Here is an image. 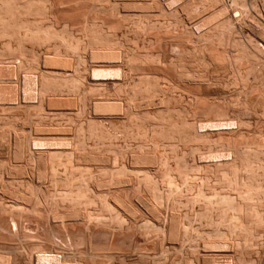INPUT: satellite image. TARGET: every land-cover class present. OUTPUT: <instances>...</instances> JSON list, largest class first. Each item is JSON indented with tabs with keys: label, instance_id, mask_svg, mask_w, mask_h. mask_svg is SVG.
Here are the masks:
<instances>
[{
	"label": "bare ground",
	"instance_id": "obj_1",
	"mask_svg": "<svg viewBox=\"0 0 264 264\" xmlns=\"http://www.w3.org/2000/svg\"><path fill=\"white\" fill-rule=\"evenodd\" d=\"M59 1L60 0H52L50 6L49 4L47 5L49 10L51 9L54 11L56 8L60 7L59 12L61 13L64 11L63 9L60 11L61 7H65H63L64 5L62 6ZM130 1L131 2H125V0H74V3H72L74 4L73 7L71 6L68 8L69 4H67L66 8H68L67 10L74 9L79 16L80 14L84 15L80 16L79 19L81 17H83V19L88 18L89 23L92 18L90 16L92 14L89 15V12L91 13L92 11H102V14H104L105 17L107 15L106 13H108V15L111 14L110 17H112V14L116 15L114 19H116L117 16V19L120 18L119 16L122 18L126 17L129 20L132 18L131 29H127L129 26L124 27L126 31L128 32V30H130L129 32L132 34L135 32V36H137V33H141L142 36L144 35V32L150 33L147 31H152V35L150 34L149 38L145 40L149 41L150 44L149 42L145 43L149 44V46H154V48L157 47V54L153 53L152 50L154 48H150V50L152 49V52L147 51V44L144 45L146 48H144L142 44L139 46V42H142L144 38L143 36L142 40L139 38L140 41L138 42L139 45H136L137 47L132 45L133 47L125 46V48L122 49V45L120 46L118 43V45L115 44L114 35L112 39V36H105L101 32H98V27L96 28L97 30L94 29L96 24H94V26L92 24L95 20L91 21L93 22L92 24L90 23L91 27L93 26V29L90 28V30L85 28L89 31L85 30L84 32H87L89 35H85L86 38L84 37V41L86 42L84 45L86 46H82L83 43H81V38H75L76 41H70V39L74 40L70 35H68L70 36L68 37L64 33H61V35L52 31L50 33V31H47L48 28L46 26V28H44L46 30H43V28H41L43 27L41 25H44L42 24V20L40 21V28H36L37 26L35 27L32 25L35 29L32 27L30 28L31 24L26 22L27 20L25 21L24 18L22 19L25 23H21V14L22 16L23 14L27 16L26 13L22 12L23 10H27L30 13L32 10L33 13H35L34 11L36 10H40L39 12L36 11V14L40 13L39 15H41V10L46 11V8L48 7H46L41 0H0V106L16 107L19 103H22L23 105L20 104L22 105L21 107L20 105L17 107L22 108L25 106L24 108L28 110H38L39 114L41 113L42 116L51 115L54 117H60L73 114L80 116V112V114L75 113L78 110L76 109V106L77 108H80L78 105H80L82 101L85 103L89 94L90 96L98 94L99 96H106L108 98L102 97L105 99L99 98L101 100H98V96L97 98L95 97L98 101L95 99H93L94 101L90 100L91 102L88 101L87 104L90 102L88 104L89 107L86 106L89 108L90 112L88 110L87 112L90 113L91 116H96L94 118H113L114 120L112 121L120 122L119 126H116L118 123L114 126L108 122L111 120H104V122L109 123L108 125L110 126V129H107L104 126L105 123L101 120L105 127V129H103L104 127L102 128L99 119L97 120H99L100 123L97 122V120L95 123L90 119L93 116L90 118L88 117L89 119L86 118L85 120L87 122L86 125L77 130L74 129L73 132L75 133L72 132L74 135L71 136L70 134L69 136H71V138L69 137V139H63L61 136L57 139L52 136H50V139H47V136L45 137L46 139H38L35 137L28 139L22 134L23 128H18V130L15 129L13 131L11 130L13 132V134L11 133V136L13 135L15 138L14 140H10V144L7 143L6 145L9 150V155L6 157V161H9L12 156L14 160H23L25 163L26 161H29L35 167L34 169H36V172L34 170L32 172H10L11 170H16V168L22 170L23 168H21L22 164L20 162L10 164L7 167L2 168L5 172H0V246L7 248L6 250L2 249L3 252L0 251V264H125L127 261H132V264H156V260L153 259L152 261H149L148 258L141 257L139 254L137 255V252L132 249V247L139 245V239L141 237L152 238V240H155L156 236L159 237L162 245V247H159L161 250H171L175 253L186 252L187 254L191 253V255H194L201 253L200 251L202 250L204 252L206 250L213 252L212 250L216 251L225 247H229L230 249V246L231 248L233 246L230 244L236 246L235 248L240 255H244L245 253L250 254L253 250H257V248L255 249L254 247L256 244L254 241L259 237H262L261 235H264V228L259 231L256 229V226H264V141L263 143L261 141V144L248 143L249 139L247 140V138L252 139V137H248V135H250L249 130H252L253 127L249 130L248 128L259 123L258 121L260 117H257L259 118L257 122H254V120H251V122L248 120L250 122L249 124L248 121L245 122L244 120L247 118H243V120L242 117L244 115H241V113L244 114V108L250 109V107L248 108V106H245L244 104L245 107L243 106L244 110L241 109L242 112L238 108L241 112L238 111V115L240 114L241 116L237 115V117L233 112L238 110V104H236V102L239 98L245 96L247 101V98L252 97L251 93H249L250 95L248 94L249 97L246 96L249 87H247V84L250 82L253 83V81H256L254 82L255 84L257 83V78L256 80L253 78V81L249 80L252 79V76L250 77V75H254L253 73H255V64L256 66L257 64H261L257 62L260 61L259 59L261 58L259 57L262 56H257V53L254 51L255 49L258 51V48L261 51L262 48L258 46V40L257 42H254V38L251 39L249 36L254 32L258 23L261 27L263 26V23L261 24V22L258 21L260 19V14L258 20L254 15L258 12L256 7L253 12L254 6H256L258 2L256 3V0H254L256 3L254 5L253 0ZM261 1L259 0V3ZM69 2L71 1H68L67 3ZM263 3H261L260 6H264ZM258 6L259 5H257V7ZM56 10L58 12V9ZM98 12L95 14L98 15ZM192 13H194V15H190ZM195 13L201 16L198 17L200 20L197 22L195 19V23L193 24L192 22ZM251 13H254V17L251 16ZM42 14L44 15V11ZM85 14L90 16V19L85 16ZM102 14L100 17L103 16ZM179 14H181V16H178ZM146 15H161L166 18L168 16L169 18L171 17L173 22L171 23L170 21V23H168V21L165 20L166 18H164L162 20H165L166 23H164L165 21L162 23L161 20V22L157 19L155 20V16H152L153 18L149 17V19H152L149 20L148 18H145ZM189 15L191 17H188ZM249 15L251 17H249ZM257 15L258 14H256V16ZM32 16L34 15L31 13V17ZM187 17L189 19L191 18L190 21L192 20V22L188 21ZM157 18L160 19L161 17L157 16ZM169 18L167 19L169 20ZM247 18H252V20L255 18L257 24L254 23L255 21H252L251 23V20H247L249 22L246 24V21L244 22V20ZM145 19H148V21H144ZM97 20L96 22H98ZM129 20H126L128 22L127 25H130ZM261 21L264 22L263 19ZM35 22L32 24L36 25ZM106 22L103 21L104 24ZM187 22L191 24H188ZM26 23L30 26H27ZM89 23H87V25ZM99 23L101 24L102 22L99 20ZM22 24L25 25L22 26ZM38 24L39 21L37 25ZM96 26H98V24ZM14 27L23 28L24 32H21L24 34L21 35V33L18 32L19 28L16 29ZM87 27L90 26L88 25ZM259 27L260 26H257V28ZM262 28L259 30L261 33L257 32L259 36H257L258 34L256 33L257 37L264 34V29ZM176 30L178 31L175 33ZM254 33L253 35H255ZM234 34H238L241 38L242 35L248 34V36L242 38L244 39V43L246 40L247 43L244 44L242 42L243 40L238 37V40H235ZM138 37H140V34H138ZM261 37H263V35ZM261 37L260 39L264 42V38L262 39ZM52 39L55 40L56 43L51 46L49 42L50 46L48 45L49 48H46V50H49L44 51V53L42 52L43 56L40 58L41 64H38V66L40 65V69L38 68L39 71L35 70L37 72L34 74L27 73L26 65L28 64L26 63L24 65V62L22 61V58H24L23 53H25L22 42L24 41V44L26 43L25 40H28L29 42L31 41V43L32 41L46 42V40L48 42ZM128 40L129 38H127V41ZM226 40L227 42L225 43ZM231 41L236 48H238V54L234 51L236 49H233L237 56L235 57L234 55L235 58H233L231 54V58L239 63L236 64L234 62L237 67H235L236 65L234 66V64L232 65L237 68L236 73H233V75L237 74V79L240 82V87L237 83L239 88L234 86L232 83L233 79L236 80V76H231L232 89L233 86L235 87L232 91L236 90V94L239 93L238 95L240 96H236V100L237 97H239L237 101L233 99V101L231 100V102H229L232 105L235 101L236 106L234 107L236 109L230 106L231 109L235 110L233 112L230 111L229 113L230 117L234 114V118L235 116L238 118H236L235 122L233 119L232 121L230 117L226 116L228 110L223 115L224 118L227 117L230 120H225L222 116H219L221 119H213V121H210L207 118L208 120H204L206 122H199L197 129L196 125L198 121L194 122L196 124L194 125L195 127L188 124L190 122L192 123V120L187 123L190 119H186L185 115H182V118L184 116V121L186 120V122H183V120L180 121L181 117L179 118L178 116L180 115V111H184L185 114H187V110L190 109L186 108V110L184 107H180V104H178L181 103L179 101L180 98L177 103L180 109L177 110L178 113L174 112V108L178 106L176 105L174 107L173 105L177 102L176 99L178 98L173 96L177 95H170L169 93V96L176 98V102L173 100V105L171 102V106H173L171 108H173L174 111L170 106L169 108L167 106L169 105L167 102L171 101V97L169 98V96H167V99H170L169 101L164 98L166 94L164 96L162 95L163 98H155L158 95L162 97L161 91L162 93L163 91L166 92L163 89L161 91L159 90L160 92L158 91L159 85L157 80L159 79V81H161L159 84L163 85L162 79L164 77L167 78V82L165 78L163 79L166 84L172 82L171 86L177 85L176 82V84L173 82L177 78H180L181 80V77H186L193 82L197 81L199 84L198 87L202 86V84L213 82L215 77H211L210 79L209 75L203 76L202 74L200 75V73H195L198 71H195L197 69V64L192 63L194 60L192 61L193 57L190 54L192 50V53L194 54V51L197 49V53H200V51H206V55H211L212 57L214 47L216 48L217 45L223 43L221 45V50H219L224 53L226 50H222L223 46L224 49L227 48L224 44L228 45L229 43L230 45ZM151 42L154 44L152 45ZM33 44L35 45V42H33ZM115 45L120 46L121 48H114ZM125 45H127V43ZM255 45H257L258 48L257 46L254 47ZM217 48H220V46ZM137 49H139V51ZM143 49H146V51ZM250 49H252L253 52ZM207 52L209 53L207 54ZM263 52L264 50L258 54L262 55L264 54ZM223 53L221 54L222 57L227 55ZM252 53L253 55L255 53L257 56L255 59L259 58V61H255L256 63L253 61L255 59L252 58L254 57ZM16 54H18L19 57L21 56V58H15L14 55ZM188 54L190 55V59L186 57ZM200 54H202V60H199L201 62L204 60L205 64L203 65L206 66L205 58L203 59V52ZM217 54L218 53H216L215 56H217ZM196 56L195 58L199 57ZM227 56L229 57H226V60L230 66L232 61L230 63V55ZM217 57H219V55ZM222 57H219L220 60ZM154 58L159 59L157 61L160 66L164 63H169L168 65H162L165 67H160L158 71L156 70L157 78L152 77L155 78L156 82L151 77V79L148 77L150 73L152 75L156 72L152 71V73L147 71L149 74H146L145 71H142V74V72H139L140 70H138V72L141 74H137V70L136 73L134 72L137 67L136 64L142 63L143 65V63L152 60H154L152 63H155L156 59ZM187 58L191 60L190 62L194 66H190ZM207 58L209 57L207 56ZM24 59L25 62H28L26 61V58ZM223 59H225V57H223ZM13 60L15 63L11 64L10 61L13 62ZM199 60L197 59L195 62L198 63L200 62ZM213 62L211 65L214 64ZM158 63L157 66H155V64L152 65L158 67ZM202 63H198V66H202L200 65ZM262 64H264V62ZM142 65H140V68ZM232 65L230 67H232ZM145 66L147 65L145 64ZM192 66L193 68L196 67L195 70L190 68ZM205 66L202 67L204 68ZM215 66H217V64H214V67ZM133 67H135V69H133ZM171 67L176 70V73L174 72L176 79L174 75V78L171 77L172 73L169 77L168 75H164L166 71L168 72V69L172 71ZM203 68H200V70L205 72L206 68ZM259 69L261 72V68ZM259 69L258 71L256 70L258 72L256 73L261 75ZM180 70L183 71L181 72ZM131 73L132 75L137 74L138 76L135 75L136 77H134ZM219 76H221V74H219ZM261 77H264L263 74ZM261 77H258V79L260 78L259 81L261 80L264 82ZM160 78L162 79L160 80ZM183 78L182 80H184ZM219 78L215 80L222 82ZM224 79H226V77ZM168 80L170 82H168ZM180 80L178 81L181 85L182 80ZM190 82L187 83L190 84ZM225 82L226 81L222 84L227 85L228 82H226L227 84ZM194 83L196 84V82ZM220 83L217 84L220 85ZM258 83L261 84V82ZM258 83L256 84L257 87ZM182 84H184V82ZM168 85L169 84L164 88L167 89ZM209 85H206L205 89H209L211 86ZM213 85L210 87L211 89L215 87ZM161 86L159 89L162 88ZM250 86L251 89L252 86L254 87V85L251 84ZM221 87L222 88L219 86L217 89L220 91L224 86ZM260 87L262 89L263 86ZM260 87H258V89ZM182 88L180 87V89ZM215 88L214 90L216 91ZM85 90L89 94L86 95L87 97L84 101V99L82 100L81 98H83L82 95H84V93H87ZM173 90H175V88ZM250 90L248 89L249 92ZM254 91H252V95ZM257 91L254 93L257 94ZM80 92H83L82 95ZM156 92H159L160 94L157 93L156 95ZM224 92L229 93L230 96L228 90L223 91V93ZM263 92L260 93L264 96ZM77 93L80 94L77 95ZM120 94L124 95L122 100H118ZM210 94L212 95L214 93ZM259 94L258 97L260 96ZM74 95H77L78 97L80 95L82 96L81 98L79 97L81 101H78L80 102L78 105V102L75 100L78 98H75ZM195 95L192 97L197 98ZM224 95L222 96L224 97ZM226 96L228 99L227 94ZM255 97L258 101V97ZM205 98L207 101L208 98L206 96ZM154 99L157 100L156 102L158 104V109L156 106H153L156 108L155 111L151 108V111L154 113L149 112L150 110H142L144 106L145 110H147L149 106L148 104L150 102L154 103ZM202 99L200 100L202 101ZM186 100H188V98H186ZM215 100L217 101V99ZM223 100L225 99L223 98L219 101L223 102ZM260 100L261 99H259L258 102H264V98L262 101ZM242 101H240L241 105ZM211 102L212 101L209 102L210 105ZM143 103L145 104L141 107ZM190 103H192V106L189 107H193V102L190 101ZM226 103L222 104L227 106ZM257 103L255 107L259 106V108H263L261 105L257 106ZM183 104L186 105L187 103ZM253 104L251 105L250 103L251 106H253ZM263 104L264 103H262V105ZM81 105L83 108L86 107L83 104ZM223 105L220 107L218 105V107L223 108ZM229 105L227 108H225L226 106L224 107V112L226 109L230 108ZM194 106L196 107V104H194ZM149 107H151V105ZM26 109H23L24 111H22V113L24 112L23 114L27 116V114L30 113H28L27 110L26 114ZM170 109L174 114H171L172 111ZM252 109L253 107L251 110ZM80 110L82 111L81 108ZM167 110L170 111L171 118L173 115L175 116L177 114V118L179 119L178 122L177 119L174 120V118L172 119L176 123L170 122L172 120L168 117L170 114L168 116L164 114V111ZM261 110L262 109H260V111ZM247 111L251 117L254 115H252V111ZM253 112H255V110H253ZM262 112L264 113V109ZM214 113L215 112H213V114ZM246 114L247 112L245 115ZM166 116L168 118L165 119ZM239 117H241V119ZM253 117L250 119H255ZM0 119H4L3 116H0ZM5 119L8 118L5 116ZM252 122L255 124L248 127ZM62 129V127L61 129L59 128V130ZM33 130L39 135V129ZM43 130L45 131L46 129ZM43 130H41V133H43ZM49 131L50 130L46 131V133L48 132L50 135L54 134L55 128L51 130L52 133ZM70 131L71 129H64V132L66 133H69ZM64 132L62 131L61 133L59 131L56 133H60L62 136L68 135ZM216 132L217 135L215 134V136H218L219 132L222 134L228 133V138L224 141H220L219 136L222 135H219V141H212L215 139L212 135ZM2 133H0V140L6 137L4 135L6 133ZM256 133L258 135H253L257 138H261V140L264 138L263 130V134L260 131L262 136H260L257 131ZM43 134H45V132ZM6 135L7 137L8 135L10 137V134ZM85 138H94L97 140V143L106 141L104 143L106 146H104L103 143L102 144L110 153L107 160H109L110 163V169L108 171L111 170V172H72V170H76V168H74L75 166L69 167L66 172H45V169L49 165H59V162L63 160L61 155L71 157L75 152H78L77 154H79L83 160H97L94 159V156H91L90 152H86ZM133 140H135V142H133ZM131 141L133 143L137 142V144L135 145L132 143V145L129 143ZM174 141L177 142L176 145L179 144L178 142H181L183 145H186V142H188L187 146L189 147V145L192 144L195 149L199 144L201 146V142H203L204 145L205 143L207 144L206 146L209 148L208 151L210 150L211 152H207L208 156L205 157V160L207 161L200 162L198 160L200 164L198 163L199 165L196 166V163L194 162L195 160L192 159V161L191 159L186 158V156L189 155L187 157L190 158L191 156L195 158L196 155L192 156L191 152H196L199 147L196 151L192 148L191 152L189 149H191L192 146L189 147L187 149L189 150L187 151L189 154L185 155L184 153L186 150L183 151L181 149V152L177 151L179 149L176 150V148L179 147H176L173 143ZM190 141L191 144L189 143ZM197 141L199 144L197 143L198 146L196 145L195 147L194 145ZM182 144L179 146H183ZM93 145L96 147L95 144ZM212 146L218 147L215 149ZM201 147H203V144ZM184 148L186 147L184 146ZM206 148L207 147H205L204 150ZM212 149H214V151ZM203 153L205 156L206 152ZM197 156L199 155L197 154ZM75 159L80 160L75 156L74 159L72 158V161L74 162ZM101 159L102 157L99 158L100 161ZM185 159L192 161L194 164L190 165L192 164L190 161L188 162L190 164H188ZM77 165H79V163ZM94 192L95 196L92 194ZM86 197L88 199L83 200ZM35 217L38 219H35ZM53 224H58L62 228L70 227L71 229H67V234L64 230V233H62L63 235H61L62 237H58L60 233L57 230L59 228L56 230ZM198 228L203 232L200 236L198 235ZM57 232L59 233L58 235ZM95 243H101L104 246L101 249L95 250L92 247ZM150 247L155 250L157 244L153 243V246ZM208 257H210L209 253H204L202 258L198 259V261H202L203 263ZM194 263H197V261Z\"/></svg>",
	"mask_w": 264,
	"mask_h": 264
},
{
	"label": "rangeland",
	"instance_id": "obj_2",
	"mask_svg": "<svg viewBox=\"0 0 264 264\" xmlns=\"http://www.w3.org/2000/svg\"><path fill=\"white\" fill-rule=\"evenodd\" d=\"M47 1V2H46ZM51 1L52 0H50V2H49V0H41V2L44 4V5H46V7H48L47 5L49 4V6H50V3H51ZM63 1H64V3H63ZM65 1H66V4H65ZM68 1H71V2H69V3H67ZM161 2H162V0H160ZM261 1V0H260ZM263 2H264V0H262ZM260 2L259 3V0H256V3L254 2V0H253V3H254V5L256 4V6H254V9H253V12H254V10L257 8V10H258V12H257V10H256V12L257 13H251L250 15L252 16V17H254L253 16V14L255 15V17H257L256 19L258 20L259 19V17H260V19L258 20V21H260L261 22V24L264 26V22H262L261 20L263 19V21H264V18H262V17H264V6H260V4L261 3H263V2ZM61 4H62V6L63 7H65V8H62L61 7V10L60 11H62V9L64 10V11H62L61 13L59 12V9H60V7L59 8H56V9H58V12H57V10L55 9L54 11L53 10H49V7L48 8H46V11L45 10H41L42 12H41V15H39V14H36V11H40V10H36V11H34L35 13H33V10H32V15H34V16H32L31 17V13L29 12V11H27V10H23L22 12L23 13H26L27 14V16L25 15V14H23V16H22V14H21V12H20V14H21V16H20V19H21V23H25V21L26 22H28V23H30L31 24V26L29 25V24H27V26L29 25L30 26V28L32 27L33 29H35L34 28V26L36 27V28H40V25H41V20H42V24H44V25H41V26H43V27H41V28H43V30H46V29H44V28H48V30L47 31H50V33H51V31L52 32H55L56 34L58 33V34H60L61 35V33H64L66 36H68V35H70L71 37H73L74 38V40L73 39H70V41H76L75 40V38L76 39H78V38H81V43H83L82 44V46H86V45H84L85 44V42L86 41H84L85 40V38H86V36L85 35H89L87 32H84L85 30H87V29H85V28H88V29H90V28H92L93 26H94V24H98V26H94V29H96L97 27H98V32H101L102 34H104L105 36H112L111 38L113 39V35H114V41H115V44H119L120 46L122 45L123 46V48L122 49H124L125 48V46L127 47V46H129V47H133L132 45H134V47H137L139 44V46H141V44L143 45V47L144 48H146L147 47V51H151L153 48H154V46L152 47V46H149V44H150V42L149 41H145V40H147L148 38H149V36H150V34L151 33H153L152 31H147V32H150V33H146V32H144V35H142L141 36V33H137V36H135V32H133V34H134V36H133V34L131 33V32H129L130 30H128V32L126 31V29L124 28V27H127V26H129L127 29H129L130 28V26H131V19L129 20L128 18H126V17H124V18H122L121 16H119L120 18V20L119 19H117L118 18V16L116 17V19H114L115 18V16L116 15H113L112 14V17H110L111 16V14H109L108 15V13H106L105 15H106V17L104 16V14H102V11H100V12H98V11H92L91 13L89 12V15L90 14H92V15H90L92 18H94L95 16H97V17H95L94 19H92L91 18V20H90V23L92 24L93 22H91V21H94L95 20V22L92 24L93 26L91 27V25H90V23L88 22L89 20H88V18H85V19H83V17H81L80 19H79V17L80 16H84V15H82V14H80V16H79V14L76 12V11H74V9H69V10H67L69 7H73V5L74 4H72V3H74V0H60L59 1ZM125 2H131L130 0H125ZM72 5H71V4ZM67 4H69L68 5V8H66L67 7ZM264 4V3H263ZM257 5H259L258 7H257ZM256 7V8H255ZM263 7V8H262ZM260 10H259V9ZM263 10H262V9ZM31 11V10H30ZM43 11H44V15L42 14L43 13ZM53 11V12H52ZM67 11V12H66ZM46 12V13H45ZM48 12V13H47ZM50 12V13H49ZM58 13V15H57V13ZM66 12V13H65ZM74 12V13H73ZM97 12H98V15H99V17H98V15H96L97 14ZM250 12H252V11H250ZM260 12V13H259ZM262 12V13H261ZM30 13V14H29ZM55 15H54V14ZM76 13V14H75ZM96 13V14H95ZM100 13V14H99ZM103 13H105V12H103ZM46 14V15H45ZM51 14H52V16H51ZM73 14V15H72ZM95 14V15H94ZM103 15V16H101L100 17V15ZM146 14V13H145ZM197 13H195V16L193 17L194 18V20H193V22H192V20L190 21V19L188 18V17H191L190 15H194V13H192V14H190L187 18V20L188 21H190V22H192L193 24L195 23V19H196V21L198 22L199 20H200V18H198L199 16H201V15H196ZM256 14H258L257 16H256ZM259 14H260V16H259ZM262 14V15H261ZM37 15V16H36ZM49 15V16H48ZM70 15V16H69ZM249 15V17H251ZM43 16V17H42ZM51 16V17H50ZM55 16V17H54ZM85 16H87V17H89V19H90V16H88V15H86L85 14ZM109 16V17H108ZM153 15H146V17L145 18H148L149 19V17H151V18H153L154 16L156 17H154V19L156 20H158L159 22H161L162 21V23L166 20V21H168V23H170V21H171V23L173 22L172 21V19H171V17L169 18L168 16H167V18H169V20L166 18V17H163V16H161V15H157L158 17H161L160 19H158L157 18V16L156 15H154L153 17H152ZM178 16H181V14H179ZM259 16V17H258ZM22 18H24V20L22 19ZM27 18V19H26ZM76 18V19H75ZM99 18V19H98ZM100 18H103V19H100ZM105 18V19H104ZM126 18V19H125ZM150 18V19H151ZM164 18H166L165 20H162V19H164ZM181 18H183V17H181ZM192 18V19H193ZM98 19V20H97ZM108 19V20H107ZM111 19H112V21H111ZM148 19L146 20H144V21H148ZM149 19V20H150ZM171 19V20H170ZM255 18H253V20H252V18H250V19H245L244 20V22L247 24L249 21H247V20H251V23H252V21L254 22V23H256L257 22V20H256ZM23 20V21H22ZM36 22H35V21ZM81 20V21H80ZM84 22H83V21ZM96 20L98 21V22H96ZM99 20H100V22H102L103 23V21L104 22H106L105 24L103 23H99ZM110 20V21H109ZM114 20V21H113ZM121 22V24H120V22ZM125 20V21H124ZM126 20H129L130 21V25H127V21ZM152 20V19H151ZM161 20V21H160ZM186 20V21H187ZM33 21V22H32ZM38 21H39V24L37 25V23H38ZM123 21V22H122ZM166 21L164 22V23H166ZM36 23V25L35 24H32V23ZM89 23L88 25L90 26V27H87L88 25H87V23ZM118 22H119V24H118ZM82 23H83V25H82ZM111 23V24H110ZM188 24H191V23H189V22H187ZM126 24V25H125ZM257 24V23H256ZM25 24H22V26H24ZM32 25H34V26H32ZM85 25H87V26H85ZM46 26V27H45ZM189 26H191V25H189ZM257 26H260L261 27V25H259V23H258V25H256V32H255V30H254V32H252V34L249 36V37H251V39H253V41L254 42H257V40H258V46L259 47H261L262 49H261V51H263L264 50V42H263V40H261L260 39V37L263 35V37H261L262 39L264 38V34H262L260 37H257V36H259V34L258 33H261V31H259L261 28L259 27V28H257ZM83 27V28H82ZM173 27H175V26H173ZM178 27V26H177ZM14 28H16V29H18L17 27H14ZM13 28V29H14ZM21 28H19V33H21V35H23L24 33H22L21 31H23L24 32V30H23V28L20 30ZM93 29V28H92ZM131 29V28H130ZM174 29H177V28H174ZM258 29V30H257ZM262 29H264V27L262 28ZM15 30V29H14ZM42 30V29H41ZM91 30V29H90ZM97 30V29H96ZM123 30H125V31H123ZM87 31H89V30H87ZM178 30H176L175 31V33L177 32ZM127 32V33H126ZM258 32V33H257ZM85 33V34H84ZM121 33V34H120ZM124 33H126V34H124ZM131 34V35H129V34ZM253 33L255 34V35H253ZM256 33L258 34L257 36H256ZM124 34V35H123ZM138 34H140V37H138ZM149 34V35H148ZM147 35V36H146ZM152 35V34H151ZM252 35H253V37H252ZM70 36H68V37H70ZM245 36H248V34H246V35H242V38L243 37H245ZM256 38H255V37ZM85 37V38H84ZM136 37H138V38H136ZM241 38V36L239 37V35L238 34H234V39L235 40H238V38ZM82 38H83V40H82ZM127 38H129V40L127 41ZM142 40V38H143V40H142V42H139L140 41V39ZM146 38V39H145ZM241 38V39H242ZM247 38V37H246ZM116 39V40H115ZM125 39H126V41H125ZM135 39V40H134ZM139 39V40H138ZM240 39V40H241ZM87 40V39H86ZM243 40V41H242ZM241 41L244 43V39H242ZM246 40V39H245ZM261 42H260V41ZM83 41V42H82ZM116 41H118V42H116ZM131 41V42H130ZM247 41V40H246ZM245 41V43H247ZM25 44H24V41L22 42L23 44H22V46H24V51H25V53H23V56H24V58H26V61H28V62H25V59L24 58H22V61L24 62L23 64L25 65L26 63L28 64V65H26V68H27V73H30V74H34L35 72H37V71H39V69H40V65L38 66V64H41L40 63V58H42V56H43V53H44V51H47V50H49V49H47L46 50V48H49L48 47V45H49V42H50V45L52 46V44H54V43H56V41L55 40H49L48 42H47V40H46V42H44V41H32V43H31V41L29 42L28 40H25ZM27 42H29V43H27ZM33 42H35V45L33 44ZM37 42V43H36ZM120 42V43H119ZM138 42H139V44H138ZM145 42H149V44H147V43H145ZM227 42V40L225 41V43ZM229 42V41H228ZM41 43V44H40ZM44 43V44H43ZM80 43V44H81ZM122 43V44H121ZM127 43V45H125ZM137 43V44H136ZM244 43V44H245ZM37 44H40V45H37ZM117 44V45H118ZM147 44V46L145 47L144 45H146ZM151 44L153 45L154 43H152L151 42ZM223 44V43H222ZM222 44H220V45H217V47H219L220 46V48H215L214 47V50L212 51V57H211V55L209 56V55H206V51L204 52V51H200L199 49V51H200V53L201 52H203V59L205 58V61H206V66L208 67H206L205 65H203V64H205V62H204V60L202 61V62H204V63H202L200 60H202V54H200L199 52L197 53L196 52V50L194 51V54L192 53L193 52V50H192V52H191V50H190V52H191V56L193 57V59H192V63L193 64H197V69L195 70V68H193V64L190 62L191 60H189L190 58V55L188 56H186V57H188L187 59H188V63L190 64V66L191 65H193L192 67H190V68H193L195 71H197V72H195V73H200V75L202 74L203 76L205 75H209V77H210V79H211V77L212 78H214L213 80V82H210V83H205V84H202V86H200V87H198L199 86V84H198V82L197 81H194V82H196V84L192 81V80H190V79H187L186 77L185 78H183V77H181V80H182V78L184 79V80H182L183 82H184V84H182L183 82L180 80V78L178 79V80H180L181 81V85H180V82L176 79V75H175V73H176V70H174L173 69V67H171V69H172V71L170 70V69H168V74L165 72V74L164 75H168V77H169V75L171 76V73H172V76L171 77H173V75H174V77H175V79L177 80H173L174 82L173 83H177V85H172L171 86V83H167V84H169L168 86H167V89H165L164 87H166V82H167V78H165V80H166V82L162 79V78H160V80L162 79V83H163V85L161 86L160 84H159V82L161 83V81H159V79L157 80V83H158V91L160 90H165L166 92H164L163 91V93H162V91H161V96L163 95H165L166 94V96H164V98L166 99V100H170V99H167L168 97L167 96H169V93H170V95L171 94H175V95H177V96H179V97H177V96H173V97H176V98H178V99H176V98H173V97H171V96H169V98L171 97V101H169V102H167V104H169V105H167L168 106V108H169V106H170V108L171 107H175L176 105H177V103H178V100H179V98H180V102L181 103H178V104H180V107H184L185 109L187 108V109H189V110H187L188 112H187V114H185V112L184 111H180V115H178L179 116V118L181 117L182 118V115H185L186 117V119L187 118H189L190 120H188L187 121V123L188 122H190L191 120H192V123L190 124V123H188L190 126H194V125H196L194 122H197L198 121V123H197V125H196V127H197V129H198V124H199V122L201 123L202 121V123H204V122H206V121H204V120H212L213 121V119H215V120H218V119H221L219 116H222V118H224V115L223 114H225L226 113V111H228L227 113H226V116H228V117H230L229 116V113H230V111L231 112H233L236 108L234 107V106H236L235 105V101H237L238 100V98L240 97L238 94V90H237V93L238 94H236V90H234V91H232L233 89H235V87L234 86H237L238 87V84H239V87H240V82H239V80L237 79V74H235V75H233V73H236V69L237 68H235V67H237V63H238V61L237 62H235L236 60H234L233 58H235L237 55H235V53H234V51H236V53L238 54V52H237V50H238V48H236V46L232 43V41H231V44L229 45V43H228V45L230 46H228L227 44H224V45H226V49H224V46H223V48H222V50L223 51H225L224 53H225V55L227 54V55H230V63H231V61H232V63L230 64V66L232 65V64H234V66L232 65V67H230L229 66V63H227V58L229 57V56H223V57H225V59H223V57H222V53L220 52V50H221V45ZM255 44V43H254ZM261 44V45H260ZM263 44V45H262ZM49 45V46H50ZM117 45H115L114 46V48H121L120 46H117ZM137 45V46H136ZM47 46V47H46ZM257 45H255L254 47H256ZM258 46H257V48H258ZM156 47V46H155ZM228 47H229V50H228V53H227V49H228ZM254 47H251V48H254ZM150 48H152L151 50H150ZM157 48V47H156ZM156 48H154L152 51H153V53H156L157 54V52H158V50L156 49ZM236 49V50H234L233 51V49ZM136 49V48H135ZM220 49V50H219ZM138 51H139V49H137ZM143 50H145L146 51V49H143ZM156 52H155V51ZM216 50H218V51H216ZM252 52H253V50L252 49H250ZM151 51V52H152ZM215 51V52H214ZM258 51L261 53V51L259 50V48H258ZM256 49H255V53H257V56H262V57H259V58H261V59H263V60H261V59H255V58H257V56L255 55V53H254V55H253V53H252V55L254 56V57H252L253 59H255V60H253L254 61V63H256L255 61H259V62H257V63H263L264 62V58H263V55L264 54H258L259 52H258ZM22 52H23V47H22ZM43 52V53H42ZM197 54H196V53ZM18 53V52H17ZM209 52H207V54H208ZM216 53H218L217 54V56L219 55V57H222L221 58V60L223 59V60H225V61H221L220 60V58L219 57H217V56H215V54ZM221 53V54H220ZM223 53V54H224ZM264 53V52H263ZM41 54V55H40ZM155 54V55H156ZM193 54V55H192ZM201 56H200V55ZM231 54H232V56H233V58H231L232 56H231ZM18 54H16V55H14V57L16 58H21V56L19 57V55L17 56ZM196 57H201V58H195V56ZM206 55V56H205ZM234 55H235V57H234ZM207 56L209 57V58H207ZM256 56V57H255ZM227 57V58H226ZM206 58H207V60H206ZM24 59V60H23ZM154 59H156V58H154ZM196 59V60H195ZM197 59L200 61V62H198V63H202V64H200V65H202V66H205L204 68L202 67V66H198V63L197 62H195V61H197ZM37 60V61H36ZM157 60H159V59H156L155 61L158 63V61ZM234 60V61H233ZM152 61H154V60H152ZM152 61H147L146 63H143V65H142V63H139V64H136V66L138 67H136V69H135V67H133V69H135L134 70V72L136 73V70H137V74H141V73H139V72H144L145 71V73L146 74H149V72H156V73H154V74H152L151 75V73L148 75V77L150 78H152V77H156L157 78V71H158V69H160V67H165V66H162V65H165V64H169V63H164V64H162L161 66H160V64H159V66L158 67H155V66H157V63L155 64L154 62L152 63ZM210 61V62H209ZM214 61V62H213ZM229 61V60H228ZM36 62V63H35ZM195 62V63H194ZM209 62V63H208ZM214 63V64H217V66H215L214 67V64H212L211 65V63ZM217 62V63H216ZM218 62H220V63H218ZM224 64H222V63ZM236 64H235V63ZM10 63L11 64H14L15 62H14V60H13V62L12 61H10ZM148 63H149V65H148ZM155 64V66H153L152 64ZM208 63V64H207ZM145 64L147 65V66H145ZM239 64V63H238ZM257 64V66H256V64H255V68L254 69H256L257 71H258V69L259 68H261V72H260V69H259V73H261V75H259V74H257L258 72L255 70V73H253L254 75H250V77L252 76V79H250L249 81H253V78L256 80V78H257V83L258 82H261V84L260 83H258V87H260V86H263L262 87V89H261V87L258 89V87L256 86V84L254 83V82H256V81H253V83H248L247 84V87H248V89L250 90L251 88V86H250V84L251 85H254V87L252 86V89L253 88H255V89H251L252 91H257V89H258V91H257V94H255L254 92H253V95H252V91L250 90V92L248 91V89H247V97H249V93H251V96L252 97H249V98H247V101H246V98H245V96H243V98L245 99V101H244V99L243 98H239V100L237 101V102H239L240 103V101H242V105H241V103L239 104V103H237L236 102V104H238L237 106V109L239 108L240 110L242 109V110H244L245 112H243L244 114H242L241 112H242V110H241V112H240V110L238 109L236 112L234 111L233 113L237 116L238 115V111L241 113V115H244L243 117H242V119L244 118V119H246V120H244L245 122H247L248 120L251 122V120L253 121L254 120V122H257V120L259 119V118H257V117H260V119H259V123H251L250 125H248L250 122L248 121V127H250L252 124H255L254 126L252 125L250 128H248V130L249 129H252V127H253V129L252 130H249L250 132H249V134L251 135H248V137H252V139H250V138H247V140H248V143H254V144H261V141H262V143H263V139L261 140V138L259 139V138H257L255 135H253V134H256V135H258L257 133H256V131L260 134V136H262V130H263V132H264V113L262 112L263 111V109H264V104L262 105V103H264V102H262V103H260V102H258L259 101V99H261L260 101H262L263 100V98H264V96H263V94L262 93H260V92H263L264 91V85H262V84H264V82H262L261 80L259 81V79H258V77L260 76H262V74H263V76H264V71H263V69H264V64ZM139 65V66H138ZM140 65H142L141 66V68H140ZM151 65V66H150ZM226 65V66H225ZM228 65V66H227ZM262 66L263 67V69H262V67H260V66ZM37 66V67H36ZM149 66H150V68H149ZM211 66V67H210ZM220 66H222V67H220ZM25 67V66H24ZM145 67V68H144ZM153 67V68H152ZM154 67H155V69H154ZM170 67V66H169ZM189 67V66H188ZM213 67V68H212ZM218 67V68H217ZM226 67V68H225ZM37 68V69H36ZM39 68V69H38ZM142 68H144V69H142ZM152 68V69H151ZM200 68L202 69H205V72H209V73H205V72H203L202 70H200ZM212 68V69H211ZM223 68L224 69V71H223V69L221 70V69ZM232 70H231V69ZM233 68H235V69H233ZM132 69V70H133ZM147 69H149V70H147ZM154 69V70H153ZM163 69V68H162ZM214 69V70H213ZM219 71H218V70ZM35 70H37V71H35ZM138 70H140L139 72H138ZM157 70V71H156ZM207 70V71H206ZM210 70H211V73H210ZM217 70V71H216ZM235 72H234V71ZM147 71H149V72H147ZM179 71V70H178ZM181 71V70H180ZM183 71V70H182ZM181 71V72H182ZM200 71V72H199ZM202 71V72H201ZM223 71V72H222ZM233 71V72H232ZM263 71V72H262ZM131 72H133V71H131ZM133 72V73H134ZM143 72H142V74H143ZM152 72V73H153ZM175 72V73H174ZM217 72V73H216ZM225 72V73H224ZM144 73V74H145ZM205 73V74H204ZM227 73H228V76H227ZM137 74H135L136 76H138ZM217 76H216V75ZM219 74H221V76H219ZM226 74V75H225ZM131 75H132V73H131ZM134 75V74H133ZM132 75V76H133ZM134 75V77H136ZM212 75V76H211ZM225 75V76H224ZM236 76V80L235 79H233V83L231 82V79H232V77L231 76ZM259 75V76H258ZM255 76H257V77H255ZM167 77V76H166ZM173 77V78H174ZM220 79V80H222V82L221 81H219V80H215V79H218V78ZM226 77V79H224ZM231 77V78H230ZM150 78V79H151ZM234 78V77H233ZM261 78H263V80H264V77H261ZM154 81H155V78H152ZM153 80H151V81H153ZM189 80V81H188ZM235 80V81H234ZM153 81V82H154ZM165 83H164V82ZM191 81V82H190ZM224 81H226V82H228V84L230 85H228L226 82V84L227 85H225V84H222ZM237 81V82H236ZM156 82V81H155ZM168 82H170L169 80H168ZM187 82H190V84L192 85H190L189 83H187ZM221 82V83H220ZM175 83V84H176ZM220 83V85H218V84ZM231 83L234 85L233 86V89H232V86H231ZM235 83V84H234ZM238 83V84H237ZM179 84V85H178ZM187 84H188V86H187ZM212 86L213 84V86H217V87H219L220 86V88H222L221 86H224L223 87V89L221 90L220 89V91H219V89H217V87L215 88L216 89V91L214 90V88H210L211 86ZM222 84V85H221ZM259 84H260V86H259ZM16 85H18V84H16ZM184 85V86H183ZM195 85V86H194ZM206 85H209L208 87H209V89H208V91H207V89H205L206 88ZM160 86L162 87L161 89H159L160 88ZM171 86V87H170ZM194 86V87H193ZM205 86V87H204ZM169 87V88H168ZM180 87L182 88V89H180ZM186 87H188L189 88V90H188V88H186ZM191 87V88H190ZM238 87V88H239ZM171 88V89H170ZM175 88V90H173ZM176 88H179V89H176ZM202 88V89H201ZM238 88H236V89H238ZM192 91H191V90ZM195 89H197V90H195ZM204 89V90H203ZM171 91V92H169V91ZM181 90V91H180ZM184 90V91H183ZM185 90H187V91H185ZM200 90V91H199ZM215 91V92H213V91ZM229 91L230 92V96H229V93H227V92H224L223 93V91ZM263 90V91H262ZM86 91V90H85ZM84 91V92H85ZM159 91V92H160ZM190 91V92H189ZM197 91V92H196ZM205 91H206V93H207V95H206V93H205ZM260 91V92H259ZM87 92V91H86ZM159 92H156L155 94L157 95V93H159ZM174 92V93H173ZM182 92H187V93H182ZM189 92V93H188ZM202 93V95H201V93ZM219 92V93H218ZM235 92V93H234ZM81 93V95H82V93L83 92H80ZM79 93V94H80ZM179 93V94H178ZM191 93V94H190ZM205 95H204V94ZM210 93H214V94H210L211 95V97H210V95L209 94ZM260 93V94H259ZM264 93V92H263ZM78 93H77V95H79ZM87 94H89L88 92L85 94L84 93V95H82L83 96V98H81L82 96L80 95L79 97L83 100L84 99V101H85V98L87 97L86 95ZM160 94V93H159ZM184 94V95H183ZM188 94V95H187ZM196 94V95H195ZM200 94V95H199ZM217 94V95H216ZM225 94V95H224ZM226 94L228 95V99H227V96H226ZM249 94V95H248ZM258 94L261 96V94H262V96H261V98H260V96L258 97ZM77 95H74L75 96V98H78L79 99V97L77 96ZM181 95V96H180ZM183 95V96H182ZM186 95H187V97H186ZM193 95H195V97L197 96V98H193L192 96ZM214 95H216V96H214ZM222 96V95H224V99L225 100H223V102L222 101H219V100H222L223 98L222 97H220V96ZM235 97H234V96ZM93 96V97H92ZM92 96H90V94L88 95V97L86 98V101H85V103L82 101L81 102V104H85L84 106H88V104L91 102L90 100H92V101H94L93 99H95L96 101H98V100H101V99H99V98H102V97H105V98H108V97H106V96H99L98 94H96L95 96L94 95H92ZM99 96V97H98ZM124 95L122 94H120L117 98H118V100L119 99H123L124 97H123ZM163 96L162 97H160V95H158V96H156L155 98H163ZM189 96V97H188ZM205 96L208 98L207 99V101H206V98H205ZM236 96H239V97H237V100H236ZM253 96H254V98H253ZM255 96H257L258 97V101L256 100L257 98L255 97ZM89 97H91V98H89ZM98 99H96V98ZM121 97V98H120ZM188 98V100H186V98ZM192 99H194V100H192ZM198 97H199V99H198ZM203 99H202V98ZM226 97V98H225ZM241 97H242V95H241ZM74 98V99H75ZM105 98H102V99H105ZM116 98V99H117ZM154 98V97H153ZM209 98H211V99H213V100H211V99H209ZM217 99V101L215 100V99ZM219 98V99H218ZM222 98V99H221ZM232 98V99H231ZM250 98H251V100H250ZM75 99L76 100V102H78V101H81V99ZM88 99V100H87ZM177 100V102H176V100ZM182 99H184V100H182ZM197 99V100H196ZM200 99H202V101L200 100ZM233 99H235V101H234V104H232L231 105V103H229V102H231V100L233 101ZM241 99V100H240ZM248 99H249V101H251V102H249L248 101ZM153 100V99H152ZM173 100H175V104L173 105ZM182 100V101H181ZM192 101L193 102V107H189V106H192V103H190V101ZM205 100V101H204ZM215 100V101H214ZM226 100H227V103H226ZM255 100H256V102H255ZM88 101H90L88 104H87V102ZM157 100L156 99H154V103H149L148 105L150 106L151 105V107H149L148 106V108H147V110H145V106H144V104L145 103H143L142 104V106L141 107H143L142 108V110L144 109V111H149V112H151V113H154L153 111H155L156 110V108L158 109V104H157V102H156ZM165 101V100H164ZM188 101V102H187ZM199 101V102H198ZM210 101H212L211 102V105H210ZM264 101V100H263ZM142 102V101H141ZM171 102H172V105L173 106H171ZM195 102V103H194ZM196 102H198V103H196ZM202 102H204V103H202ZM214 102V103H213ZM217 102V103H216ZM219 102H220V104H219ZM226 103L227 104V106L229 105V107L230 106H232L233 108H235V109H231V107L229 108V109H226L225 110V112H224V107L226 106L225 104L223 105L222 103ZM247 103V104H245V103ZM249 102V103H248ZM260 103V104H258V103ZM80 102H78L77 103V105L79 104ZM166 103V102H165ZM183 103H187L186 105H187V107H186V105H184ZM190 103V104H189ZM208 103H209V105H208ZM229 103V104H228ZM250 103H251V105L253 104V106H251L250 105ZM256 103H257V106L258 105H261V106H263V108H259V106L258 107H255V105H256ZM20 104H22V103H19V105ZM78 105V107L80 106V108L82 109V111L80 110V108H77V106H76V109H78L75 113L77 114V113H79L80 114V116H77V115H65V116H60V117H54V116H51V115H49V116H46V115H43L42 116V114L40 113L39 114V112H38V110L37 111H34L33 109H26V108H24V107H22L23 109H26L25 110V113L27 112V110H28V113H30V114H27V116L26 115H24L23 113H22V111H24L22 108H20L22 105H20V107H17V106H19V105H17L16 107H11V106H9L10 107V109H9V107L7 106H3V107H1L0 106V116L2 117L3 116V118L4 119H0V131H2V132H0V133H2V134H4V133H6V134H10V137H9V135H8V137H7V135L6 134H4L6 137H4L3 139H1L0 140V172H5V171H3L2 170V168H4V167H7L8 165H10V164H14V163H16V162H20L21 164H22V167L21 168H23L22 170H18L19 168H16V170L14 169V170H11L10 172H32L33 170L36 172V169H34L35 167L33 166V164L31 163V162H29V161H26V163L25 162H23V160H14L13 159V156L10 158V160L9 161H6V157L9 155L8 154V152H9V150H8V147L6 146L7 145V143L8 144H10V140L12 139V140H14V138L15 137H13V135L11 136V133L13 134V130H18V128L20 129V128H23L22 130H23V132H22V134L24 135V137H27L28 139H31V138H38V139H42V138H45L46 136L48 137L47 139H50L51 137L50 136H52V137H56L55 139H57V138H60V136L63 138V139H65V138H68L69 139V137L71 138V136H73L74 134H72V132L74 131V129H78V128H81V127H84L85 125H86V118L87 119H89L90 117H92V118H90L91 120H93L95 123H96V120L97 119H99L100 120V122H101V120L104 122V120L105 121H108V119L109 118H105V117H102L101 119H100V117L98 118H94V117H96V116H94V115H92L91 116V114L90 113H88L87 112V110L90 112V110H89V108H87V106L86 107H84L83 108V106L82 105ZM153 104V105H152ZM157 104V105H156ZM181 104H183V105H181ZM194 104H196V107L194 106ZM200 104V105H199ZM213 104H215V105H213ZM245 106H248V108L250 107V109H246V108H244L243 109V106L244 105ZM250 106H249V105ZM207 105V106H206ZM218 105H219V107L220 106H224L223 108L221 107V108H219L218 107ZM241 105V106H240ZM156 106V108H154V107ZM178 107H176V108H174V110H173V108H171L175 113H178V111L177 110H179L180 109V107H179V105H177ZM201 106V107H200ZM227 106L225 107V108H227ZM244 106V107H245ZM89 107V106H88ZM147 107V106H146ZM213 107H215V108H213ZM240 107H242V108H240ZM253 107V109L251 110V108ZM2 108H4V109H2ZM151 108H153L154 110L153 111H151ZM178 108V109H177ZM183 108V109H184ZM193 108V109H192ZM210 108H213V109H210ZM217 108H219V109H217ZM258 108V109H257ZM6 109V110H5ZM84 109V110H83ZM170 109V110H171ZM223 109V110H222ZM257 109V110H256ZM260 109H262L261 111H260ZM4 110V111H3ZM9 110V111H8ZM33 110V111H32ZM169 110V109H168ZM167 110V111H168ZM171 110V111H172ZM181 110H182V108H181ZM213 110V111H212ZM215 110V111H214ZM247 110H249L250 112L252 111V115L253 116H255V117H253V118H255V119H250V118H252L251 117V115H249L248 113V111ZM253 110H255V112H253ZM260 111V113H259V111ZM83 111H85L86 112V114H85V112H83ZM167 111H164V114H166L167 116L170 114L169 112L170 111H168V114H167ZM173 111L171 112V114L173 113ZM195 111H197V112H195ZM210 111V112H209ZM221 111V112H220ZM258 111V112H257ZM184 113V114H182V113ZM193 112V113H192ZM213 112H215V113H217V114H213ZM247 112V114L245 115V113ZM2 113V114H1ZM87 113H88V115H87ZM257 113V114H256ZM261 113H263V114H261ZM14 114V115H13ZM19 114V115H18ZM35 114V115H34ZM78 114V115H79ZM89 114H90V116H89ZM171 114L168 116L170 119H172V118H174V120H176L177 119V122H178V116H177V114L174 116L173 115V117L171 118ZM174 114V113H173ZM228 114V115H227ZM232 114V113H231ZM233 114V115H234ZM18 115V116H17ZM29 115V116H28ZM85 115V116H84ZM216 115H218V116H216ZM232 115V116H233ZM240 115V114H239ZM238 115V116H239ZM240 115V116H241ZM263 115V116H262ZM5 116H6V118H8V119H5ZM9 116H10V118H9ZM163 116H165V115H163ZM165 117V119L166 118H168V117ZM231 116V117H232ZM235 116V118H234V116L231 118L230 117V119L232 120H234V122H235V120H236V118L238 117H236ZM246 116V117H245ZM262 116V117H261ZM89 117V118H88ZM144 117V116H143ZM211 117V118H210ZM217 117V118H216ZM71 118V119H70ZM164 118V117H163ZM180 118V121H182L183 120V122H186V120L184 121V116H183V118L181 119ZM208 118V119H207ZM240 119H241V117H239ZM261 118H262V120H261ZM203 119V120H202ZM225 120H228L229 118H227V117H225L224 118ZM229 119V120H230ZM238 119V118H237ZM99 120H97V122H99ZM109 120H111V121H108V122H110V124H112V125H116V123H118V121H112V120H114L113 118H111V119H109ZM173 119L170 121V122H175ZM194 120V121H193ZM232 120V121H233ZM179 121V122H180ZM262 121V122H261ZM99 122V123H100ZM103 122H101L100 124H102L101 126H102V128L105 126L107 129H110V126L108 125L109 123L108 122H104L105 123V125L103 126ZM112 122V123H111ZM166 122L168 123V121L166 120ZM169 122V123H170ZM114 123V124H113ZM176 123V122H175ZM98 124V123H97ZM108 126H107V125ZM119 124H120V122L116 125V126H119ZM261 124V125H260ZM100 126V125H99ZM61 127L63 128L62 130H59V128L61 129ZM105 127L103 128V129H105ZM109 127V128H108ZM195 127V126H194ZM39 129V131H40V133H39V131H38V134L39 135H37L36 133L37 132H35L33 129ZM53 128H55V136H54V134H49L48 132L46 133V131H48V130H53ZM56 128H57V130H56ZM262 128V129H261ZM32 129V130H31ZM43 130V129H46L45 131L43 130V133L45 132V134H43V133H41L42 131L41 130ZM64 129H71V131L69 132V133H66V132H64ZM261 129V130H260ZM12 130V131H11ZM256 130V131H255ZM49 131V132H50ZM61 132L62 133V131L64 132V133H66V134H68V135H64V136H62V134H60V133H56V132ZM254 131H255V133H254ZM260 131H261V133H260ZM68 132V131H67ZM224 132V131H223ZM32 133V134H31ZM35 133V134H34ZM51 133H52V131H51ZM73 133H75V132H73ZM57 134V135H56ZM60 134V135H59ZM71 134V136H69ZM207 134V133H206ZM215 134L217 135V132L216 133H214L213 135H212V137L213 138H215L214 140H212V141H215V142H217V140L219 139L218 138V136L219 135H222V136H219L220 137V141L221 140H226V138H228V133H224V134H222V133H218V136H215ZM33 135V136H32ZM223 135H224V137H223ZM253 135V136H252ZM264 135V134H263ZM226 136V137H225ZM256 138H255V137ZM260 136H258V137H260ZM254 137V138H253ZM53 138V139H54ZM212 138V139H213ZM222 138V139H221ZM46 139V138H45ZM258 139H259V141H258ZM218 140V141H219ZM254 140H256V141H254ZM97 140L96 139H94V138H90V139H87V138H85L84 139V142H85V148H86V152H90V154H91V156L93 157L94 156V159H97V160H93V159H88V160H83L82 158H81V156L79 155V154H77L78 152H75L74 153V157L76 156V157H78L80 160H78V159H75V161L73 162L72 161V158L74 159V157L73 156H71V157H68L67 155H61V158L63 159L61 162H59V165H49L46 169H45V172H66V170L69 168V167H72V166H75L74 168H76V170H72V172H111V170L110 171H108L110 168V163H109V160H107V158L109 157V155H110V153L107 151V148L106 147H103V144L106 142V141H104V142H96ZM254 141V142H253ZM95 142V143H94ZM133 142H135V140H133ZM132 141L131 142H129V143H133ZM258 142V143H257ZM103 143V144H102ZM175 145H176V143L177 142H173ZM179 144L178 145H176V147L178 146L179 148H176V150L177 149H179V150H177V151H184V150H186V152L187 151H189L190 150V152H191V150H192V148H193V150L195 149L193 146H192V144H191V141L189 142L191 145H189V147H191V149H189V150H187L189 147L187 146V144H188V142H186L187 144L185 145H183L181 142H178ZM193 143V142H192ZM198 141L196 142V144L194 145V143H193V145L196 147V145L198 146ZM213 143V142H212ZM93 144H95L96 145V147L93 145ZM102 144V145H101ZM133 144H137V142L136 143H133ZM132 144V145H133ZM180 144H182L183 146H179ZM202 144H203V147H201L202 146ZM207 144L205 143V145H204V143L203 142H201V146H200V144H199V151L197 150L196 151V149L198 148V147H196V149H195V151L196 152H194V151H192L191 152V154H192V156H195V158H193V157H191L190 156V158L189 157H187V156H189V155H187V154H189L188 152L186 153H184L185 155H187L186 156V158H188V159H193V160H195L194 162L196 163L195 165L197 166V165H199L200 163L198 162V160L201 162V161H207V160H205L206 158L205 157H207L208 156V153L207 152H209L208 151V146H206ZM213 145V144H212ZM104 146H106V144H104ZM184 146L186 147V148H184ZM215 146V145H214ZM10 147V146H9ZM94 147V148H93ZM205 147H207L205 150H204V148ZM213 147V146H212ZM218 147V146H217ZM217 147H213V148H215V149H217ZM202 148V149H201ZM182 149V150H181ZM210 149H211V147H210ZM213 151H214V149H212ZM219 150V149H218ZM216 151V150H215ZM203 152H206V154H205V156H204V153L202 154ZM211 152V151H210ZM201 153V154H200ZM87 154V153H86ZM190 154V155H191ZM194 154V155H193ZM197 154L199 155V156H197ZM185 155H184V157H185ZM204 156V157H203ZM102 157V159H101V161L99 160V158H101ZM198 157V158H197ZM71 158V159H70ZM105 158V159H104ZM201 158V159H200ZM103 160V161H102ZM186 160V162L188 163L189 161L187 160V159H185ZM192 160V161H193ZM197 160V161H196ZM192 161H190V162H192ZM3 162V163H2ZM79 163V165H77ZM199 163V164H198ZM188 164H190V163H188ZM194 163L192 162V164H190V165H193ZM20 168V169H21ZM214 175V174H213ZM216 175V174H215ZM102 191V190H101ZM94 196H95V192L94 193H92ZM88 198L86 197V198H84L83 200H87ZM37 217H35V219H36ZM38 219V218H37ZM264 222V221H263ZM54 226H55V228H56V230L60 233H58L57 232V235H58V237H62L61 235H63L62 233H64V230H65V233L67 234V232H68V230H70L71 228L70 227H60L58 224H53ZM53 225H51V226H53ZM261 225V224H260ZM263 225H264V223H263ZM63 230H62V229ZM264 228V226L262 227H260V226H256V229L259 231V230H262ZM68 229V230H67ZM61 230V231H60ZM204 232H205V229H204ZM203 232H201V229L200 228H198V235L200 236L201 234H202ZM64 236H65V234H64ZM262 237H259L258 239H256V241H254V243H256L255 244V249L257 248V250H253L252 251V253H245L244 255H240L239 253H238V251L236 250V246L234 245V244H230V245H233L232 246V248H231V246H230V249H229V247H225V248H223V249H218V250H212L213 252H209V250H206L205 252L202 250V251H200L201 253H199V254H194V255H191V253L189 254H187L186 252H174V251H171V250H164L163 251V249L161 250L159 247H162V245H161V243H160V240H159V237L158 236H156V239L155 240H152V238H147V237H141L139 240H140V243H139V245H136L135 247H132V249L133 250H135L136 252H137V255L139 254L141 257H145V258H148V260L149 261H152L153 259L154 260H156V264H201L202 263V261H198V259H200V258H202V256H203V254L205 253V254H207V252L209 253V255H210V257H208L202 264H264V235H261ZM181 242V241H180ZM153 243H155V244H157V247H156V249L154 250V249H152L150 246H153ZM231 243V242H230ZM104 245L103 244H101V243H99V244H94V246H92L93 247V249H95V250H98V249H101L102 247H103ZM253 247V248H254ZM0 251H2L3 252V250H6L7 248L6 247H2V246H0ZM234 248V249H233ZM3 249V250H2ZM224 249H226V250H224ZM204 252V253H203ZM193 253V252H192ZM203 253V254H202ZM238 254V255H237ZM195 261H197V263H194ZM125 264H132V261H127V262H125Z\"/></svg>",
	"mask_w": 264,
	"mask_h": 264
}]
</instances>
